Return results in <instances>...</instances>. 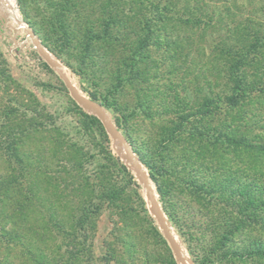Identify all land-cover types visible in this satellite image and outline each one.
<instances>
[{
  "label": "rangeland",
  "instance_id": "1",
  "mask_svg": "<svg viewBox=\"0 0 264 264\" xmlns=\"http://www.w3.org/2000/svg\"><path fill=\"white\" fill-rule=\"evenodd\" d=\"M47 1L14 0L16 13L126 139L189 263L264 264L263 255L253 254L264 249V44L239 62L256 36L264 42V0H149L159 2L164 21L144 0L140 12L156 18L149 39L145 23L127 28L138 34L146 69L132 88L120 67L124 47L110 54L95 41L86 50L77 32L84 19L74 16L68 21L73 42L56 38L46 21L54 5ZM5 8L0 0V170L20 172L24 165L35 174L44 162L45 171H60L70 204L59 232L50 187L44 178L38 183L31 218L48 227L45 235L51 229L52 257L35 264H180L123 144L75 99ZM190 15L197 18L187 21ZM94 17L100 19L99 12ZM233 63L253 86L229 105ZM207 97L215 99L213 114L200 116L197 108ZM11 151L24 163L11 159ZM146 163L159 174L152 176ZM19 232L11 264L21 263L19 251L34 241L23 227Z\"/></svg>",
  "mask_w": 264,
  "mask_h": 264
},
{
  "label": "trees",
  "instance_id": "2",
  "mask_svg": "<svg viewBox=\"0 0 264 264\" xmlns=\"http://www.w3.org/2000/svg\"><path fill=\"white\" fill-rule=\"evenodd\" d=\"M47 2L51 3V6L54 5V7H50L51 9L48 8L46 11L48 14L46 21L48 22L47 25L56 34V38L58 36L63 42H73L71 35L72 32L69 31L70 29L68 27V21L72 16L75 18L79 17L80 20L84 19L81 23L82 26L80 25L77 29L78 34L81 35L78 39V43L84 45V48L87 50L91 48L92 42H102L103 45H107L106 47L108 51L111 52L110 54H114V50L117 47H124L126 51L123 57H119V61L121 63L120 67L123 68V70L125 69L126 80L130 82L129 87H137L136 81L144 80L143 76L146 73V69L143 67L144 64L141 61V58L144 57L143 50L137 45L136 38L138 34L133 35L130 30V32L127 31L128 26H131L136 21L139 24L145 23L147 39H149L152 34L149 25L156 17L140 12L139 8H143L145 5L144 0H48ZM146 2L150 1L146 0ZM150 3L155 9V11H152L155 14L154 16H157L159 20L164 21L166 18L164 15L165 13H163L164 11L160 8L159 2L152 1ZM95 11L99 12L100 19L94 17L96 13ZM177 13L178 12L176 11L175 14ZM177 18L181 21L184 20L182 19L183 17H180L179 15ZM195 18L197 17L190 15L187 21L195 20ZM85 30L92 35L93 40L91 37L87 38L84 34ZM122 32L125 34L123 35V38H127L126 40L128 41V44L123 42L121 36ZM140 38L141 37H139V39ZM263 44L264 42L261 36H256L254 42L248 43L249 48L247 47L239 52L241 55L239 57V62L245 64L247 60L251 59V55L257 52V49L262 47ZM128 46H130V48H128ZM128 50L131 52V56H129ZM239 66L240 64L233 63L231 67L230 78L232 82H234V85L232 89H230V92L228 93L229 95H227L229 105H236L240 102L249 94V90L253 86V83H250L246 79V75L239 74ZM122 87L127 86L124 85ZM136 97L139 96L136 95ZM212 100L215 99L207 97L203 104L197 108L200 116H209L213 114V109L210 107V103L214 102ZM176 131L177 130L171 134L175 136ZM238 142L248 147L254 146L246 139H239ZM10 156L11 159L16 160V162L20 164L24 163L25 159L21 157L19 151H11ZM41 158H43V156H41ZM146 165L149 166L152 176L159 174L153 166L148 163H146ZM22 166L23 168L20 172L17 171L15 167L6 173L0 170V254L4 251L7 252L1 254L5 260L3 264H11L10 261H13L14 259L13 255H16L17 253L14 251V247L19 245L20 240H22L21 232H19L21 227L24 228V231H26L34 241L31 242L30 240V243L26 244L28 246L25 245L20 251L18 250L20 257L23 258V261L18 264H35L36 262L34 261L38 262L41 259L47 260L49 258V253L50 255L52 253V247L50 246V241L52 240L50 238V236H52L51 229L49 236L45 235L46 231L48 232V227L45 225L46 223H44L45 226L43 228H39L31 218V215L33 214L32 198L39 189L38 183H40L43 178L44 182L48 185V189L50 187L51 195L54 197L50 202V208L54 214V218L58 219L57 217H59V221L56 225V229L59 232L65 231L64 222L62 220L66 217V213L64 212L65 209L67 206L70 207V204L68 203L69 201L66 199L67 197L62 193L63 190L61 183L63 182V179H61L62 176H60L59 170L48 171L47 167V171H45L46 165L43 162L42 166L39 167L34 174L29 168H26L24 165ZM56 167H58V165ZM29 176L32 178L30 179ZM23 181L28 182L26 187L23 184ZM252 194L253 193L251 192V195ZM71 212L72 210L70 211V214L72 215ZM5 219L9 221V228L4 225V222L6 221ZM77 220H79L78 224H80L81 218H77ZM33 225L34 228L32 227ZM41 230L43 232H41ZM7 234H12V236L10 235L9 239L6 241V237L4 236ZM13 241L15 242L12 244L13 247H7L5 249L4 246H6V244L10 245ZM39 242L43 243V246H39ZM56 246L58 247L57 244ZM69 253H71V251H69ZM253 254L264 256V249H257ZM45 264L51 263L47 261Z\"/></svg>",
  "mask_w": 264,
  "mask_h": 264
},
{
  "label": "water",
  "instance_id": "3",
  "mask_svg": "<svg viewBox=\"0 0 264 264\" xmlns=\"http://www.w3.org/2000/svg\"><path fill=\"white\" fill-rule=\"evenodd\" d=\"M16 21H17L18 25L20 27H22L24 29V31H26L27 35L29 36V38L31 39L35 48L38 50V52L43 57V59H45V61H47V63L54 69V71L64 81L67 88L73 94L75 99L77 101H79L80 103H82L83 105L90 107L94 112H96L99 115V117L103 121V123H104L105 127L107 128V130L109 131V133L113 137L118 138L121 142H123L125 144L130 162L134 163V165L136 166V169L138 170V172L140 174H145L144 169H142L141 162L138 160V158L136 157V155L134 154V152L130 148L126 139L118 131H116L112 127L110 121L105 118V111L103 110V108L101 106L97 105L96 102H94L93 100L84 96L78 90V88L72 83V81L70 80V78L68 77L66 72H64V70L62 68H60L59 66L56 65V61L54 60V58L51 57L53 55L50 54L49 51L44 47V45H42V43L38 40L33 28L21 17H16ZM144 185L146 186V188L148 190V196L150 198V202L152 204V207H153L155 216L158 220V223H159L166 239L168 240L170 246L172 247L177 261L180 264H190L188 262V260L186 259L185 255L183 254L181 246L178 243V241L176 240V237L174 236V234L170 228V225H169V223L166 219V216L164 215V213L160 207V204L158 203V200H157L156 195L152 189V186L150 185L148 178H144Z\"/></svg>",
  "mask_w": 264,
  "mask_h": 264
},
{
  "label": "bare ground",
  "instance_id": "4",
  "mask_svg": "<svg viewBox=\"0 0 264 264\" xmlns=\"http://www.w3.org/2000/svg\"><path fill=\"white\" fill-rule=\"evenodd\" d=\"M3 1H4V4H5V7H6L5 9H7V11L10 12L11 16L14 18L15 22L17 23V21H16V17H20V15H18V14L16 13V8H15L14 0H3ZM1 6H2V5H1ZM1 8H2V7H1ZM17 10H18V9H17ZM51 57L54 58V56H51ZM54 60L56 61V65L59 66L60 68H62V66H60V64L57 62V60H56L55 58H54ZM62 69H63V68H62ZM63 70H64V69H63ZM64 72H65V71H64ZM66 74H67V73H66ZM105 118L107 119L106 114H105ZM116 140L123 144L121 147L123 148V150H124L125 152H127L125 144H124L123 142H121L118 138H116ZM133 165H134V163H133ZM134 167H135V169H136V166H135V165H134ZM142 169H143V167H142ZM136 172L138 173V175H139V177L141 178V180H142V182H143V185H144V178H147L145 171H144L145 174H140V173L138 172L137 169H136ZM144 187H145V189H146V191H147V193H148V190H147V188H146L145 185H144ZM182 252H183V251H182ZM183 254H184V253H183ZM185 257H186V256H185ZM186 259H187V258H186ZM188 262H189V261H188Z\"/></svg>",
  "mask_w": 264,
  "mask_h": 264
}]
</instances>
